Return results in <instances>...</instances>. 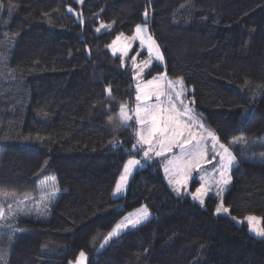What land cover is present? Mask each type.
I'll return each instance as SVG.
<instances>
[{
	"label": "trees",
	"instance_id": "trees-1",
	"mask_svg": "<svg viewBox=\"0 0 264 264\" xmlns=\"http://www.w3.org/2000/svg\"><path fill=\"white\" fill-rule=\"evenodd\" d=\"M0 4V205L9 215L14 201H39L50 178L59 189L44 216L0 221L10 225L0 226V264H69L80 251L86 264H264V240L215 216L213 197L202 207L173 194L157 160L114 199L123 165L143 151L132 147L134 119L115 146L102 123L118 107L105 87L135 106L130 57L122 67L107 45L120 33L131 37L148 7L164 62H153L142 80L161 72L183 78L186 99L195 98L205 127L237 158L224 204L236 218L264 217V0ZM101 23L112 26L97 33ZM145 205L151 219L101 250L115 223Z\"/></svg>",
	"mask_w": 264,
	"mask_h": 264
},
{
	"label": "snow or ice",
	"instance_id": "snow-or-ice-1",
	"mask_svg": "<svg viewBox=\"0 0 264 264\" xmlns=\"http://www.w3.org/2000/svg\"><path fill=\"white\" fill-rule=\"evenodd\" d=\"M76 2L83 4L84 0H76ZM3 7L4 5L0 4V9H3ZM15 7L16 5L11 4V0H9V9ZM67 11L71 13L73 9L68 7ZM149 16L150 9L146 7L143 12V22L135 25V32L131 37L125 38L124 33H120L111 44L107 45L113 55H116L117 52L121 53L122 67L124 66V57L128 55L133 41L139 40L140 46H146L149 52V59L143 60L139 64L136 63V57H132V67L135 70L132 79L137 81L135 85V106L129 109L127 102L122 105L127 113L128 123L134 118L135 124L140 126L135 133L136 142L132 147L142 150L143 156L142 159H128L123 165V171L115 184L112 195L118 196L124 191L134 169L143 168L145 164L154 162V158L164 157L163 170L177 196L182 195V189H187L189 179L194 171L200 169L205 163L215 161L213 168H218L219 173V180L215 182L216 194L221 196L224 187L231 182L230 171L237 164V158L231 144L220 142V138L215 132L205 128V125L201 122L202 117L196 113L195 108L192 106L195 104L194 97L188 103H185L186 89L182 77L170 79L166 72H161L152 79L147 80L146 83L140 82L143 72L151 64L153 58L160 63L164 62V55L160 50V46L148 31ZM112 23L114 24L115 21ZM111 26V24L101 23L95 31L99 33L102 28H110ZM122 39H125L126 42L118 46ZM104 92L107 96L111 95V86L105 87ZM209 138L211 148L208 144ZM109 143L115 146L116 141L112 140ZM210 150L213 153L211 158H209ZM201 180H203V177H201ZM51 187L52 192L47 196L49 203L59 191L54 182ZM209 191H211L209 186L201 184L200 187L196 188L193 199L199 200L200 205L203 206L205 203L203 197ZM44 210H47V204L44 206ZM229 211L224 206L222 199L215 207L216 214L229 213ZM7 212L9 215H6L4 207L0 205V221L14 220L18 214L25 213V210H13L12 206L9 205ZM149 217L150 211L146 205L136 212L124 216L108 231L101 249L120 238L126 231H131L143 225L144 222L149 220ZM232 219L237 220L236 217H232ZM243 220L248 222L250 231L255 232L259 237H264V227H257V223H264V217L247 215ZM243 220H237V222L243 223ZM86 259L85 252L80 251L75 264H85ZM69 264H72V262H69Z\"/></svg>",
	"mask_w": 264,
	"mask_h": 264
},
{
	"label": "rangeland",
	"instance_id": "rangeland-1",
	"mask_svg": "<svg viewBox=\"0 0 264 264\" xmlns=\"http://www.w3.org/2000/svg\"><path fill=\"white\" fill-rule=\"evenodd\" d=\"M75 2H76V0H74ZM77 3V2H76ZM84 4V3H83ZM83 4H79V3H77V5L78 6H82ZM71 15H74L78 20H80V17H79V14H77V12L73 9V12H71L70 13ZM108 30V28H102L101 29V31L99 32V33H102V32H105V31H107ZM149 31V30H148ZM149 34H150V32H149ZM125 38H128V37H126L125 36ZM126 41H125V39H122L120 42H119V44H118V46L119 45H122L123 43H125ZM136 47H138V49L136 48ZM109 51H110V53L112 54V51H111V49H109ZM143 53H146L147 54V56L145 57V58H141V56H142V54ZM113 55V54H112ZM114 56H121V53L120 52H117L116 53V55H114ZM130 57V59H129V64L132 66V57H136V63L137 64H139V63H141V61H143V60H146V59H149V52H148V49H147V47L145 46V47H141L140 46V42H139V40H135V41H133V43H132V47H131V49H130V51H129V53H128V55L126 56V57H124V59H127V58H129ZM153 62H156V63H159V64H163V63H160L159 61H156L154 58L151 60V64L148 66V68H146L145 69V71L143 72V74H142V78H143V76H144V73L151 67V65H152V63ZM134 69V68H133ZM135 71V70H134ZM142 78H140V82H142V83H146L147 81H144V80H142ZM136 81V80H135ZM136 83H137V81H136ZM136 85V84H135ZM184 86H185V84H184ZM185 89H186V92H185V97H186V93H188V91H189V89H187L186 87H185ZM191 91V90H190ZM188 99H185V103H188ZM129 107V106H128ZM130 109V108H129ZM130 114H132L131 112H130ZM133 116H134V114H132ZM134 119V118H133ZM130 122L131 121H129V123L127 124V125H125L126 127L130 124ZM202 122V121H201ZM203 123V122H202ZM138 126V128H137V130L139 129V125H137ZM206 128V127H205ZM207 129V128H206ZM207 130H209V129H207ZM240 143L242 144L243 142L242 141H240ZM208 144H209V148H211V140H210V138H209V140H208ZM212 152H211V150L209 151V158H211V156H212ZM262 159V158H261ZM154 160H157V161H159V162H161V169H162V174H163V177H164V180L166 181V183H167V185L170 187V189H171V191L173 192V194H175L176 195V193L172 190V186L169 184V182H168V178L166 177V175H165V173H164V170H163V164L165 163V158L164 157H158V158H154ZM263 161H264V159H262ZM151 163V162H150ZM213 164H215V161H212V163H205L200 169H198V170H196V171H194L193 173H192V176H191V178L189 179V182H188V186H187V189L185 190V189H182V195H180V196H189L190 198H191V200L193 201V202H195V203H197L198 205H200V203H199V200H194L193 199V194L195 193V190H196V188H198V187H200L201 186V184H206L207 186H209L210 188H211V191H209L208 193H207V195H205L204 197H203V199H204V201L206 202V200L209 198V197H213L215 200H216V206H217V204H219L220 202H221V199L223 200V204H224V196H225V193L227 192V190L229 189V187H230V185H231V182L227 185V186H225L224 187V191H223V193L221 194V196H218L216 193H217V188H216V185H215V182L217 181V180H219V173H218V168L217 169H214L213 168ZM237 165H238V163L237 164H235L234 166H233V168L231 169V171L234 169V168H236L237 167ZM148 166V164H145V166L143 167V168H136V169H134L133 170V174L129 177V179H128V183L125 185V188H124V191L121 193V194H119L118 196H113V198L114 199H119V198H122V197H124L125 195H126V192H127V190H128V187H129V183H130V181H131V179H132V177H133V175L137 172V171H139V170H142V169H144V168H146ZM122 171H123V169H122ZM122 171H121V173H122ZM231 171H230V175H231ZM120 173V174H121ZM201 177H203V180H201ZM119 178H120V175H119V177H118V179H117V181L119 180ZM194 181H196L198 184H195V183H193ZM53 182L55 183V179H53V178H50V179H47L46 181H44L41 185H40V196H39V201H14L13 203H11L10 205L12 206V208H17V207H19V208H21V209H24L25 210V213H21L20 215L21 216H26V217H29V216H33L34 218L37 216V217H40V216H44L45 214V212H44V206L47 204V207L49 206V205H51V203L53 202V200L56 198V196H57V193H56V196L51 200V202L49 203L48 202V200H47V196L52 192V184H53ZM192 185H196L194 188L192 187ZM55 186H56V184H55ZM114 190H115V187H114ZM177 196V195H176ZM23 204H26V206H24ZM201 206V205H200ZM224 206L226 207V205L224 204ZM202 207H205V203H204V205L202 206ZM228 208V207H227ZM138 209H140V208H138ZM138 209H136V210H134L133 212H131V213H134V212H136ZM229 209V208H228ZM41 213H43V214H41ZM128 214H130V213H128ZM127 214V215H128ZM126 215V216H127ZM214 215L215 216H221V217H229V218H231V220L232 221H234L235 223H236V225H238V226H246L247 227V229H248V232L253 236V237H255L256 239H258V240H264V237H259V236H257L256 234H255V232H252V231H250L249 230V227H248V222L246 221V220H243V218H237V220H243V223H239V222H237V220H233L232 219V217H234L232 214H231V212L229 211V213H220V214H216L215 213V211H214ZM255 216H257V215H255ZM151 217H152V214L150 213V217H149V220L151 219ZM258 217V216H257ZM148 220V221H149ZM147 222V221H146ZM145 223V222H144ZM257 227L258 228H260V227H262V223H257ZM127 232V231H126ZM124 234V233H123ZM122 234V235H123ZM102 250V249H101ZM87 257V256H86ZM87 263V259H86V261H85V264ZM72 264H75V262H72Z\"/></svg>",
	"mask_w": 264,
	"mask_h": 264
},
{
	"label": "clouds",
	"instance_id": "clouds-1",
	"mask_svg": "<svg viewBox=\"0 0 264 264\" xmlns=\"http://www.w3.org/2000/svg\"><path fill=\"white\" fill-rule=\"evenodd\" d=\"M107 98L110 102H115L118 107L116 111H109L102 123L111 132L113 140H118L119 133L128 124L127 113L124 107H122L125 102L112 94Z\"/></svg>",
	"mask_w": 264,
	"mask_h": 264
},
{
	"label": "water",
	"instance_id": "water-1",
	"mask_svg": "<svg viewBox=\"0 0 264 264\" xmlns=\"http://www.w3.org/2000/svg\"><path fill=\"white\" fill-rule=\"evenodd\" d=\"M122 209V206L119 207V209L117 211H120Z\"/></svg>",
	"mask_w": 264,
	"mask_h": 264
}]
</instances>
